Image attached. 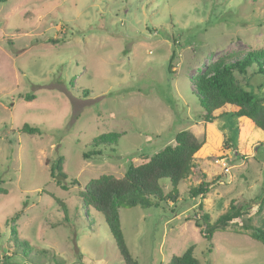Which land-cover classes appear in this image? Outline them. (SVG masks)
I'll use <instances>...</instances> for the list:
<instances>
[{
  "label": "rangeland",
  "instance_id": "rangeland-1",
  "mask_svg": "<svg viewBox=\"0 0 264 264\" xmlns=\"http://www.w3.org/2000/svg\"><path fill=\"white\" fill-rule=\"evenodd\" d=\"M263 47L264 0L1 2L0 264H123L103 215L78 192L101 175L122 177L180 130L201 140L204 128L208 145L175 202L118 209L129 252L138 264H166L192 245L201 264H264V243L241 224L210 241L194 225L203 213L215 221L231 199H254L242 222L259 225L264 135L247 119L205 123L193 91L212 65ZM239 78L264 99L263 76ZM24 123L40 132H21ZM108 133L116 142L83 158L96 149L92 139ZM59 156L65 177L50 174ZM203 181L211 183L205 197L191 198L188 190ZM159 184L163 193L171 188L168 179Z\"/></svg>",
  "mask_w": 264,
  "mask_h": 264
},
{
  "label": "trees",
  "instance_id": "trees-1",
  "mask_svg": "<svg viewBox=\"0 0 264 264\" xmlns=\"http://www.w3.org/2000/svg\"><path fill=\"white\" fill-rule=\"evenodd\" d=\"M5 1L0 0V3ZM49 41L56 40L49 39ZM173 54L174 52L171 53V57ZM245 74L252 80L258 75L263 76L264 79V47L248 50L233 60L214 64L196 77L193 91L204 111L205 123L212 122L216 118L232 116L242 121L247 119L251 130L258 128L264 132V99L253 91L250 82L246 81L245 85L241 83L239 75L243 77ZM262 86L259 85V88ZM33 98L32 93L24 95L26 101H31ZM20 130L26 134L40 132L39 127L30 126L27 123H24ZM117 137L116 133H108L93 138L90 145L96 149L83 153V158H88L91 154L100 155L99 146L115 143ZM208 139L209 134L206 128H204L201 140L188 129L180 130L175 133L172 143L162 147L147 161L128 166L122 177L101 175L89 180L78 192L79 201L83 206L103 215L123 264H138V262L129 252L125 242L118 209L137 205L143 208L156 207L157 202L162 200L175 202L178 196V184L191 172L194 160L208 145ZM209 156L212 157L213 153ZM224 157V155H219L218 159ZM61 162L62 158L59 156L50 165V174H54V170L57 169L65 177L61 172ZM161 179H168L170 182L171 188L167 193H163L159 184ZM72 183L79 185L76 180H72ZM210 185V182H200L191 187L188 194L191 198L197 196L204 198ZM50 195L64 208L65 205L60 199ZM253 201L254 199L243 201L231 199L227 209L215 221L210 222L209 214L203 213L199 217L202 223L196 220L194 225L199 228V234L210 241L214 232L226 231L231 224H241L242 230H250L249 235L252 239L264 243V218L257 226L242 222ZM259 202L260 209L264 204V190ZM9 234L13 246L19 248L22 242L14 225L9 226ZM193 250L192 245L187 247L182 254L173 255L166 264H201L194 256Z\"/></svg>",
  "mask_w": 264,
  "mask_h": 264
},
{
  "label": "crops",
  "instance_id": "crops-1",
  "mask_svg": "<svg viewBox=\"0 0 264 264\" xmlns=\"http://www.w3.org/2000/svg\"><path fill=\"white\" fill-rule=\"evenodd\" d=\"M255 130H260L258 128H254ZM260 134L264 135V132L260 130Z\"/></svg>",
  "mask_w": 264,
  "mask_h": 264
},
{
  "label": "water",
  "instance_id": "water-1",
  "mask_svg": "<svg viewBox=\"0 0 264 264\" xmlns=\"http://www.w3.org/2000/svg\"><path fill=\"white\" fill-rule=\"evenodd\" d=\"M55 179H62V178H60V177H58V176H55Z\"/></svg>",
  "mask_w": 264,
  "mask_h": 264
}]
</instances>
